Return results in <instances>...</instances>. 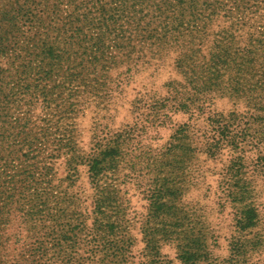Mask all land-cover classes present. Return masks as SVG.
<instances>
[{
  "label": "rangeland",
  "instance_id": "obj_1",
  "mask_svg": "<svg viewBox=\"0 0 264 264\" xmlns=\"http://www.w3.org/2000/svg\"><path fill=\"white\" fill-rule=\"evenodd\" d=\"M258 32L264 0H0V39L19 45L0 58L1 119L18 150L2 169L29 187L9 191L20 214L39 199V214L60 216L40 252L21 232L3 264H229L243 205L260 220L240 243L261 236L264 249V52L234 80L225 66ZM182 63L203 84L230 78L229 95L203 96L199 117L168 104L166 123L149 124L147 94L186 85Z\"/></svg>",
  "mask_w": 264,
  "mask_h": 264
},
{
  "label": "trees",
  "instance_id": "obj_2",
  "mask_svg": "<svg viewBox=\"0 0 264 264\" xmlns=\"http://www.w3.org/2000/svg\"><path fill=\"white\" fill-rule=\"evenodd\" d=\"M252 0H246V2H251ZM24 10V9H21ZM25 11H28L27 13ZM22 15L20 20H22L26 24L27 21L32 20L31 10L30 8L21 11ZM13 19V18H12ZM241 24V23H239ZM245 44L238 47L236 50H232L230 48V52H227L225 57V66L227 68V76L231 77L233 80L237 78V76H231L233 70H239V66L241 65L244 57L251 53H256L259 51L264 52V32L258 33H248L245 36ZM16 44L12 41L4 42V40L0 39V58H12L13 52L19 46H15ZM30 55V54H29ZM185 67L184 70H181L183 76H185L184 81L187 83L180 89L170 88L171 84H164L163 87L168 86L167 89H163V93L161 95H156V92L153 94L148 93V96H151V100L149 101V106H151L148 116L151 117L150 121H148V116L145 117L146 122L156 124V127H162L164 124L161 122L162 120L166 123L165 118L167 117V111L163 110L168 107V104L173 106L176 112H184L187 113L190 109L194 110L197 113V117L201 116V111H203V100L202 97H206L209 94H217L224 93L229 95L228 88L232 83L230 82V78H228V82L225 87H221L219 84L214 85L209 83L198 82L195 80L194 70L186 71L187 64L182 63L181 68ZM17 72V71H16ZM224 89V90H217ZM177 95L174 96L173 94ZM192 93L190 96H186L187 93ZM234 93V92H233ZM236 93V92H235ZM11 95H22L23 92H17L13 90ZM33 101H37L36 93H32ZM14 100V99H13ZM11 102V101H10ZM9 102V103H10ZM7 102H3L0 104V251H4L5 247L11 246L12 244L16 245L18 243V235L26 234L29 240L32 241L33 249H36L40 252L41 248L48 245V241L46 238L42 237V234L39 233L40 230H44L48 227V225L52 222L57 223L60 216L57 218H51L50 211H47L44 208V213L39 214L37 211V206L40 204L38 200L33 202L31 205V209L29 211L23 212L24 214H20L22 210L16 205L12 200L11 193L9 192L12 189H23L27 191L29 187L26 185H18L15 177L18 172L13 171V168L2 169V166H8V164H13L17 162L18 150L13 148L14 141L5 139V131H7V127L5 126V122L1 119L2 114L5 111V105ZM202 107V110H201ZM172 108V107H171ZM162 119V120H161ZM3 121V122H2ZM48 121V119L46 120ZM4 123V125H3ZM11 129V128H10ZM14 129H11V133H13ZM29 141L24 143L27 145ZM9 149V153L7 156H3L5 153V149ZM12 148V149H11ZM110 165H114L117 163L116 159L110 160ZM97 164V162L95 163ZM161 192V190H159ZM24 194V193H22ZM243 195L242 192L233 191L230 192V200L233 203H240L242 201ZM37 204V205H36ZM23 205H28L25 203ZM55 205H58V202H55ZM157 205V204H156ZM164 205L165 204H161ZM45 206V205H44ZM47 206V205H46ZM158 206V205H157ZM49 207V206H47ZM35 209V210H34ZM237 213L235 215V228L239 233L238 237L233 239V241L229 244L230 254H228V262L229 264H251L252 260L256 259L257 261H261V254L264 253L263 246L258 243L261 241L259 236L255 238L249 245L241 244L240 239L242 235V231L246 229H252L256 225H258L260 217L259 212L255 210L253 207H246V205L236 207ZM52 210V209H51ZM17 211L18 219H16L12 214ZM12 212V213H11ZM10 216H13L10 220ZM17 222V223H16ZM108 220H104L101 218V223H103V227L110 228L111 223H107ZM15 224L14 228L11 226ZM16 229V230H15ZM167 236V235H166ZM42 257L41 255L33 254L31 257L28 256L27 259L24 256L23 261L28 264H34L37 262V259ZM0 264H3V260L0 259ZM254 264V263H252Z\"/></svg>",
  "mask_w": 264,
  "mask_h": 264
}]
</instances>
